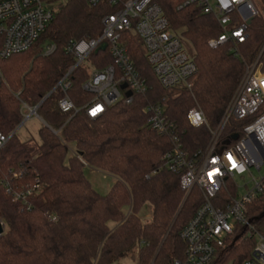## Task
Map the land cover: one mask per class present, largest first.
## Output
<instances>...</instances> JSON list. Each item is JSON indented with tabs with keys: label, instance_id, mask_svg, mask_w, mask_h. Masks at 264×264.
I'll return each instance as SVG.
<instances>
[{
	"label": "trees",
	"instance_id": "1",
	"mask_svg": "<svg viewBox=\"0 0 264 264\" xmlns=\"http://www.w3.org/2000/svg\"><path fill=\"white\" fill-rule=\"evenodd\" d=\"M186 1L156 3L193 54L197 71L189 88L163 90L145 60L141 41L124 32L127 53L148 91L135 96L130 105L108 107L96 119L87 118L82 109L91 98L82 85L90 68L104 69L112 64L107 50L90 54L71 71L66 94L58 84L75 64L69 41L97 38L102 18L116 8L67 0L31 49L1 62L0 132L10 136L23 120V105L34 108L41 102L36 114L42 126L38 143L20 140L14 134L0 151V179L15 190L38 183L29 199L30 208L14 202L12 194L0 188L4 225L0 264H123L130 257L135 260L129 264H151L157 252L152 264H173L183 258L185 245L179 235L202 203V195L194 187L185 199L180 174L166 165V155L174 148L170 136L150 129L145 108L164 104L170 133L192 159L209 145L210 131L218 128L245 66L256 60L264 45V0H256L258 14L247 28L246 41L237 46V57L229 52L230 43L213 49L208 46L222 31L196 4L184 6ZM49 45L55 49L44 55L43 49ZM259 62L264 70V51ZM65 95L80 110L78 114L59 109L58 102ZM194 106L203 113L207 126L188 123L187 113ZM241 125L227 122L219 149L233 143L230 137L240 133ZM85 167L115 179L105 195L92 187ZM147 207L150 210L143 218L140 212ZM249 217L254 222L264 221V195L249 206ZM247 249L244 243L239 244L228 259L240 264Z\"/></svg>",
	"mask_w": 264,
	"mask_h": 264
},
{
	"label": "built area",
	"instance_id": "2",
	"mask_svg": "<svg viewBox=\"0 0 264 264\" xmlns=\"http://www.w3.org/2000/svg\"><path fill=\"white\" fill-rule=\"evenodd\" d=\"M54 1L0 0V64L36 44L54 14L65 4L52 8L50 3ZM84 1L90 6L107 4L116 8L114 13L102 18V30L97 38L70 40L68 43L75 64L58 84L64 94L70 88L67 77L71 71L84 64L99 46L104 44L112 58V64L104 69L88 70L87 80L82 85V90L91 97L82 108L87 118L96 119L117 103L130 105L135 96L145 95L148 91L146 82L127 53L122 40L124 32L132 33L141 41L145 60L163 90L189 88L190 80L197 71L193 54L171 29L156 0ZM189 4L199 6L202 13L211 16L222 31L208 42V46L213 49L230 43L229 52L237 57V46L247 39L249 26L246 23L258 14L252 1L187 0L184 6ZM54 49L53 45L45 46L43 54L48 55ZM263 51L264 45L256 60L245 66L240 84L218 128L210 131L209 145L192 159L180 149L178 139L170 133L164 104H151L145 108L150 129L169 135L174 146L172 152L166 155L167 167L180 174V185L186 196L194 187L202 195V203L179 235L185 245L184 256L174 260L173 264H235L228 256L241 243L248 249L247 257L240 264H264V221L254 222L249 217V206L264 195V175L260 174L264 167V70L259 62ZM3 84L0 66V87ZM58 107L63 113L72 111L75 115L80 111L66 95L58 102ZM24 112L27 118L37 116L34 108L25 105L23 115ZM230 120L242 123L240 133L231 135H238V139L219 149L221 132ZM187 121L193 127L207 126L203 113L195 106L188 111ZM15 132L10 136L0 132V151ZM252 170L258 173V177L252 176ZM246 175L251 178L252 186L244 196L238 197L235 179ZM14 179H18L17 175ZM0 188L11 193L14 202L30 208L29 199L38 189V183L35 181L15 190L7 180L0 179ZM0 227H4L1 218Z\"/></svg>",
	"mask_w": 264,
	"mask_h": 264
},
{
	"label": "rangeland",
	"instance_id": "3",
	"mask_svg": "<svg viewBox=\"0 0 264 264\" xmlns=\"http://www.w3.org/2000/svg\"><path fill=\"white\" fill-rule=\"evenodd\" d=\"M67 0H56L54 2L50 3V6L52 8H55L56 6L60 4L66 3ZM252 3L258 8V4L256 0H252ZM26 112H24V117L21 122V124L17 127L16 129V137L20 140H30L32 139L36 143L39 142V137H38V131L40 127L42 126V121L37 117V116H31L30 118L26 117ZM71 149V148H70ZM84 174L92 187L101 195H105L110 187L113 185L115 182V179L108 175L105 174L101 171L85 167L84 169ZM251 174L253 177H258V173L255 170L251 171ZM261 175H264V167L262 168ZM235 182L237 184V195L238 197H242L245 195V193L251 188L252 182L251 178L246 175L243 178H236ZM247 185V186H246ZM147 210L149 212L150 208L147 207L146 209L143 208L142 211L140 212V216L143 218L147 217ZM134 258L130 257L126 260H123L121 263L123 264H129L134 262Z\"/></svg>",
	"mask_w": 264,
	"mask_h": 264
},
{
	"label": "water",
	"instance_id": "4",
	"mask_svg": "<svg viewBox=\"0 0 264 264\" xmlns=\"http://www.w3.org/2000/svg\"><path fill=\"white\" fill-rule=\"evenodd\" d=\"M250 23H251V20H248L247 23H246L247 26H249ZM105 48H106V46L103 44V45L99 46V48H98L94 53L97 54L99 51H104ZM124 87H125V86H123L122 88H124ZM41 103H42V102H41ZM41 103H40V104H41ZM40 104H39V105H40ZM39 105H37L36 107H34V109L37 110L38 107H39ZM237 139H238V135H233V136H231V138H230V140H231L232 142H235ZM186 197H187V196H185V199H186ZM185 199H184V201L182 202V204H181V206H180L178 212L176 213V215H175V217H174V219H173V221H172V223H171V225H170V227H169V229H168V231H167V233H166V235H165V237H164V239H163V241H162L160 247L162 246L164 240L166 239L167 235H168L169 232L171 231V228H172V226H173V224H174V222H175V220H176V218H177L179 212L181 211V208L183 207V204H184V202H185ZM1 234H2V228L0 227V235H1ZM158 251H159V250H158ZM157 253H158V252H157ZM157 253H156V255L154 256L152 263L154 262V260H155V258H156V256H157ZM152 263H151V264H152Z\"/></svg>",
	"mask_w": 264,
	"mask_h": 264
},
{
	"label": "snow or ice",
	"instance_id": "5",
	"mask_svg": "<svg viewBox=\"0 0 264 264\" xmlns=\"http://www.w3.org/2000/svg\"><path fill=\"white\" fill-rule=\"evenodd\" d=\"M93 114H95V113H93ZM234 166H235V165H234ZM209 177H210V179H211V177H212V173L209 174Z\"/></svg>",
	"mask_w": 264,
	"mask_h": 264
}]
</instances>
